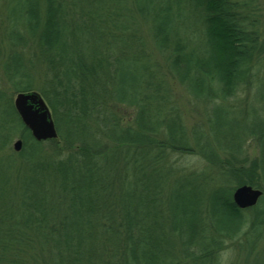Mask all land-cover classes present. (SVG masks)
<instances>
[{"label": "trees", "instance_id": "obj_1", "mask_svg": "<svg viewBox=\"0 0 264 264\" xmlns=\"http://www.w3.org/2000/svg\"><path fill=\"white\" fill-rule=\"evenodd\" d=\"M246 4L8 0L11 46L31 42L44 62L37 88L34 67L12 50L8 80L15 93L38 89L58 138L37 141L0 92V264H219L229 241L256 246L264 213L250 222L233 193L264 189L250 178L264 176V162L221 160L206 175L173 160L193 150L213 163L238 159L249 131L215 104V145L200 132L194 148L146 43L196 99L228 100L249 84L262 52ZM121 106L135 109L128 125ZM18 133L23 148L11 151Z\"/></svg>", "mask_w": 264, "mask_h": 264}, {"label": "rangeland", "instance_id": "obj_2", "mask_svg": "<svg viewBox=\"0 0 264 264\" xmlns=\"http://www.w3.org/2000/svg\"><path fill=\"white\" fill-rule=\"evenodd\" d=\"M246 2L245 12L251 15L250 21L252 20L254 22V25L250 26V28L252 27L254 32L257 33L256 46L261 49L262 52L254 58V69L248 82L249 84L240 89L236 95L228 100L224 101L222 99H217L214 103H204L196 99L185 86L181 85L169 74V72H167L165 68V59L156 51H153L154 48L149 46L148 41H146L149 52L152 53L151 55L158 61L161 69L160 71L170 88L171 106L179 112L185 125L186 133L190 138V144L194 148H196L197 143L196 135L200 132H204L205 135L209 137L211 136L209 142L215 145L209 124L210 118L212 125L215 122L214 114L212 113L215 104L224 107L225 112L229 111L227 113L223 112V119L232 121V125L236 130L245 127L249 131V135L245 136L243 142L242 156L238 159L234 158L236 152L222 156L217 155L218 158L216 159L218 162L216 163L206 159L197 150H193L194 152L190 154L174 155V162L177 165H181V168H184L187 172L196 171L207 175L213 168L220 166L221 160L223 161L222 164L227 163L237 167L241 166L243 163L246 168H248L253 161L264 162V0H246ZM8 15V0H0V92L5 94L7 100L11 97L14 103V99L18 93L14 92L6 71V67L8 68V58L12 50L21 52L29 66L34 67L35 70H31V77L37 88L43 84L42 68L44 62L42 61L40 51L33 47L31 42H29L26 47L11 46L8 39ZM30 57L35 62V66L30 64ZM37 88L33 91L39 92ZM118 111L126 125L132 122L135 116L134 108L121 106ZM20 136V133L14 136L10 145L11 151H15L14 143ZM5 152L8 154V151ZM218 152L221 153L222 151ZM250 178L261 181L264 184V176L259 170L253 171ZM235 180H237V177ZM235 180L232 181V184L236 183ZM261 190L263 191L261 198L264 203V189ZM254 207L248 208L246 211V217L250 222L264 213V207H261L263 209L258 211L255 210ZM261 221H264V214ZM262 227L263 230L260 232V238L255 247L252 246L254 243L247 245V243H244L241 239V244L234 241L227 242L225 247L221 250L219 264H264V223ZM249 238L251 242L254 240L252 232H250ZM247 254L250 256L248 262L246 261Z\"/></svg>", "mask_w": 264, "mask_h": 264}, {"label": "water", "instance_id": "obj_3", "mask_svg": "<svg viewBox=\"0 0 264 264\" xmlns=\"http://www.w3.org/2000/svg\"><path fill=\"white\" fill-rule=\"evenodd\" d=\"M15 108L25 124L37 141H48L58 138V130L52 115V111L37 91L20 92L14 99ZM23 148V140L19 138L14 143V150L20 152ZM263 191L252 185H242L235 189L233 200L241 209L256 206Z\"/></svg>", "mask_w": 264, "mask_h": 264}]
</instances>
